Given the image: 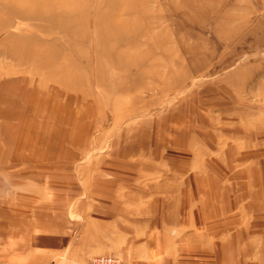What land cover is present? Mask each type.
<instances>
[{"label": "rangeland", "instance_id": "1", "mask_svg": "<svg viewBox=\"0 0 264 264\" xmlns=\"http://www.w3.org/2000/svg\"><path fill=\"white\" fill-rule=\"evenodd\" d=\"M264 264V0H0V264Z\"/></svg>", "mask_w": 264, "mask_h": 264}, {"label": "built area", "instance_id": "2", "mask_svg": "<svg viewBox=\"0 0 264 264\" xmlns=\"http://www.w3.org/2000/svg\"><path fill=\"white\" fill-rule=\"evenodd\" d=\"M90 264H121V262L116 256L100 255L93 257Z\"/></svg>", "mask_w": 264, "mask_h": 264}]
</instances>
